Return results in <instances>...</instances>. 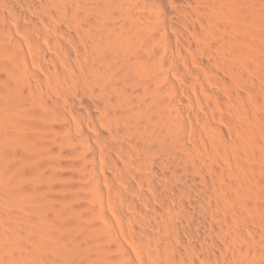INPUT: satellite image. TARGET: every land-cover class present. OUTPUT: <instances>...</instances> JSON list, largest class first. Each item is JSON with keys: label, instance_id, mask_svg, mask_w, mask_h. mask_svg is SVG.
Wrapping results in <instances>:
<instances>
[{"label": "bare ground", "instance_id": "obj_1", "mask_svg": "<svg viewBox=\"0 0 264 264\" xmlns=\"http://www.w3.org/2000/svg\"><path fill=\"white\" fill-rule=\"evenodd\" d=\"M0 264H264V0H0Z\"/></svg>", "mask_w": 264, "mask_h": 264}, {"label": "rangeland", "instance_id": "obj_2", "mask_svg": "<svg viewBox=\"0 0 264 264\" xmlns=\"http://www.w3.org/2000/svg\"><path fill=\"white\" fill-rule=\"evenodd\" d=\"M81 234H82V233H81ZM83 234H84V233H83ZM83 234H82V235H83ZM85 235H86V234H85ZM83 236H84V235H83ZM87 237L90 238V236H87V235L84 236V237H82V238H86V240H87ZM89 238H88V239H89ZM104 239H105V240H103V244H106V245L108 244V245H109V243H110L109 240H108L106 237H105ZM89 240H90V239H89ZM107 242H108V243H107ZM87 252L89 253V256H90V255L92 256V255L94 254V252H93L92 249H90V248H89V251H88V248H87ZM90 253H91V254H90ZM91 258H92V257H91ZM88 259H90V258H88Z\"/></svg>", "mask_w": 264, "mask_h": 264}]
</instances>
